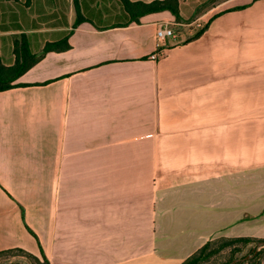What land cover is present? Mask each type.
Segmentation results:
<instances>
[{
	"label": "crops",
	"instance_id": "0c3cea01",
	"mask_svg": "<svg viewBox=\"0 0 264 264\" xmlns=\"http://www.w3.org/2000/svg\"><path fill=\"white\" fill-rule=\"evenodd\" d=\"M79 5L81 22L74 0H0L5 65L18 35L69 42L0 91V251L181 264L264 238V0H179V20Z\"/></svg>",
	"mask_w": 264,
	"mask_h": 264
},
{
	"label": "trees",
	"instance_id": "16d2710c",
	"mask_svg": "<svg viewBox=\"0 0 264 264\" xmlns=\"http://www.w3.org/2000/svg\"><path fill=\"white\" fill-rule=\"evenodd\" d=\"M74 1L77 9V22H81L83 20V16L80 10L79 0ZM121 2L125 6L126 10L131 14L132 19L135 21H138L139 17L144 14L160 10H170L178 20L181 17L179 0H154L149 3L142 1L133 2L131 0H121ZM68 48L69 42L68 39L65 38L58 42L47 43L40 54H34L30 50L29 41L26 34L16 36L14 41V52L16 55L15 63L11 66H7L2 62L0 56V91L17 86L15 80L24 72H26L31 66H33L48 51L66 50ZM260 242H264V238L251 236L215 238L213 240L207 241L202 247L185 259L181 264H199L225 249H229L231 252L232 258L228 263L230 264L234 259H237L233 258V255L237 251H241L242 247L248 246L251 243H255L257 245ZM9 252L12 253L11 255L14 257L23 256L27 258L30 262L27 264H49L46 258L41 259L38 256L21 248L0 251V254ZM235 264H242V260Z\"/></svg>",
	"mask_w": 264,
	"mask_h": 264
},
{
	"label": "rangeland",
	"instance_id": "374dc122",
	"mask_svg": "<svg viewBox=\"0 0 264 264\" xmlns=\"http://www.w3.org/2000/svg\"><path fill=\"white\" fill-rule=\"evenodd\" d=\"M11 254L10 252L0 254V264L18 262L19 260H22L26 264L29 262L28 259L23 256L14 257ZM231 258L232 255L230 250L225 249L199 264H228ZM233 258L244 259L242 260V264H264V245L259 246L258 244L251 243L248 246L242 247L241 251H237L233 255Z\"/></svg>",
	"mask_w": 264,
	"mask_h": 264
},
{
	"label": "built area",
	"instance_id": "2783aa9c",
	"mask_svg": "<svg viewBox=\"0 0 264 264\" xmlns=\"http://www.w3.org/2000/svg\"><path fill=\"white\" fill-rule=\"evenodd\" d=\"M157 36L158 38L163 41L165 40L168 36H171V37H176L177 34L175 32V30L171 27H168V26H162L160 25L158 28H157Z\"/></svg>",
	"mask_w": 264,
	"mask_h": 264
},
{
	"label": "water",
	"instance_id": "95a60500",
	"mask_svg": "<svg viewBox=\"0 0 264 264\" xmlns=\"http://www.w3.org/2000/svg\"><path fill=\"white\" fill-rule=\"evenodd\" d=\"M258 245L259 246L264 245V242H260V243H258ZM240 260H244V259H234L230 264H235V263L239 262ZM8 264H21V263H19V262H12V263H8Z\"/></svg>",
	"mask_w": 264,
	"mask_h": 264
}]
</instances>
